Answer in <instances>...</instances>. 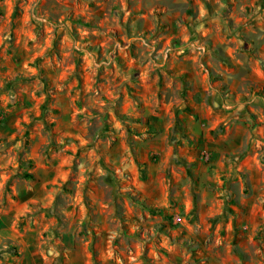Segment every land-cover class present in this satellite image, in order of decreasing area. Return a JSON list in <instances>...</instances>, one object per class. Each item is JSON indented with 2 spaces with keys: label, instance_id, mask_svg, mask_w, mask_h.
Segmentation results:
<instances>
[{
  "label": "rangeland",
  "instance_id": "374dc122",
  "mask_svg": "<svg viewBox=\"0 0 264 264\" xmlns=\"http://www.w3.org/2000/svg\"><path fill=\"white\" fill-rule=\"evenodd\" d=\"M0 264H264V0H0Z\"/></svg>",
  "mask_w": 264,
  "mask_h": 264
}]
</instances>
